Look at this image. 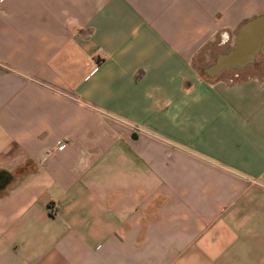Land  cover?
Returning <instances> with one entry per match:
<instances>
[{"label": "crops", "instance_id": "crops-1", "mask_svg": "<svg viewBox=\"0 0 264 264\" xmlns=\"http://www.w3.org/2000/svg\"><path fill=\"white\" fill-rule=\"evenodd\" d=\"M263 12L0 0V264H264Z\"/></svg>", "mask_w": 264, "mask_h": 264}, {"label": "water", "instance_id": "water-1", "mask_svg": "<svg viewBox=\"0 0 264 264\" xmlns=\"http://www.w3.org/2000/svg\"><path fill=\"white\" fill-rule=\"evenodd\" d=\"M264 41V12L245 21L234 35V45L227 52L219 54L206 68L209 75L224 68H243L254 63Z\"/></svg>", "mask_w": 264, "mask_h": 264}, {"label": "rangeland", "instance_id": "rangeland-1", "mask_svg": "<svg viewBox=\"0 0 264 264\" xmlns=\"http://www.w3.org/2000/svg\"><path fill=\"white\" fill-rule=\"evenodd\" d=\"M234 44V35H233V37H232V45ZM231 45V46H232ZM228 50V49H227ZM248 67H250V66H248Z\"/></svg>", "mask_w": 264, "mask_h": 264}, {"label": "built area", "instance_id": "built-area-1", "mask_svg": "<svg viewBox=\"0 0 264 264\" xmlns=\"http://www.w3.org/2000/svg\"><path fill=\"white\" fill-rule=\"evenodd\" d=\"M63 147V143L62 144H60V146L58 147L59 149H61Z\"/></svg>", "mask_w": 264, "mask_h": 264}]
</instances>
